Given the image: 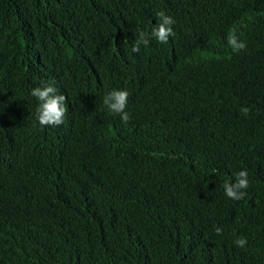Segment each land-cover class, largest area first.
<instances>
[{
  "label": "trees",
  "instance_id": "1",
  "mask_svg": "<svg viewBox=\"0 0 264 264\" xmlns=\"http://www.w3.org/2000/svg\"><path fill=\"white\" fill-rule=\"evenodd\" d=\"M0 264H264V0H0Z\"/></svg>",
  "mask_w": 264,
  "mask_h": 264
},
{
  "label": "clouds",
  "instance_id": "2",
  "mask_svg": "<svg viewBox=\"0 0 264 264\" xmlns=\"http://www.w3.org/2000/svg\"><path fill=\"white\" fill-rule=\"evenodd\" d=\"M159 23L152 29L151 35L160 43H167L170 36H175L173 25L175 20L166 15L165 12L160 11L156 13ZM148 34L144 31L139 32V37L135 41L132 52H139L141 45L145 47L149 44ZM228 44L235 52L245 50L247 45L245 42L240 41L234 33L228 35ZM31 95L35 97L39 104L36 109V119L41 127L46 126H59L64 122V116L67 113L66 99L64 94H58L57 89L51 85L44 87H35L31 90ZM129 93L127 90H112L104 96L103 103L107 109L114 113L119 114L121 121L125 124L131 119L130 114L125 111L128 103ZM241 112L247 116L250 109L242 107ZM235 182L225 181L223 188L225 195L233 200H241L247 194L244 189L249 186L247 170H240L234 173ZM217 234L222 230L216 229ZM237 247L244 248L247 244L245 238H240L235 241Z\"/></svg>",
  "mask_w": 264,
  "mask_h": 264
}]
</instances>
